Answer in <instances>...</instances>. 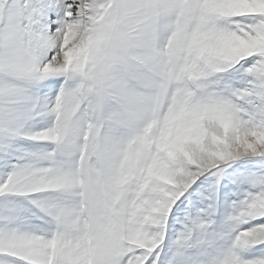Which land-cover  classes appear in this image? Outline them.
Wrapping results in <instances>:
<instances>
[{"label": "snow or ice", "instance_id": "6c2138e0", "mask_svg": "<svg viewBox=\"0 0 264 264\" xmlns=\"http://www.w3.org/2000/svg\"><path fill=\"white\" fill-rule=\"evenodd\" d=\"M0 264H264V0H0Z\"/></svg>", "mask_w": 264, "mask_h": 264}]
</instances>
